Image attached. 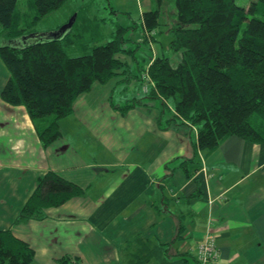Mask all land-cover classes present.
I'll return each instance as SVG.
<instances>
[{"label": "crops", "instance_id": "1", "mask_svg": "<svg viewBox=\"0 0 264 264\" xmlns=\"http://www.w3.org/2000/svg\"><path fill=\"white\" fill-rule=\"evenodd\" d=\"M115 1L117 13L139 24L153 9L165 19L164 2L175 0ZM8 78L0 57V229L30 243L33 264H130L136 254L148 255L143 264H169L180 254L198 258L208 230L220 251L214 264H264V142L230 135L200 150L199 168L187 177L178 165L194 153L190 128H162L156 108L122 114L111 102L116 77L82 93L61 121L62 136L44 147L26 107L2 98ZM49 170L85 194L47 208L43 219L15 223Z\"/></svg>", "mask_w": 264, "mask_h": 264}, {"label": "trees", "instance_id": "2", "mask_svg": "<svg viewBox=\"0 0 264 264\" xmlns=\"http://www.w3.org/2000/svg\"><path fill=\"white\" fill-rule=\"evenodd\" d=\"M31 1L37 11L32 21H36L71 0ZM89 2L71 9L76 18L67 33L46 39L24 38L35 31L32 24H22L19 0H0V57L9 71L1 96L10 104L26 107L44 147L62 136L61 121L73 113L82 93L96 82L106 84L120 76V68L127 64L120 54L134 52L132 58L139 61L136 51L159 36L160 11L153 9L141 15L139 24L134 19V24L117 23L110 39L99 41V34L88 33L90 28L94 30L91 24L100 25L98 16L82 18L91 13ZM111 10L117 14L113 6ZM173 10L167 49L180 53L177 64L163 47L157 49L152 62L144 60L134 72L129 69L131 79L119 82L130 85L137 81L141 88L148 85L147 92L127 97L124 104L115 102L112 94L111 102L122 114L136 106L157 107L158 121L165 129L189 126L194 153L178 166L191 177L200 165L199 151L215 149L230 135L264 142V0H175ZM138 28L140 41L133 32L127 35L129 29ZM71 50L78 52L71 54ZM169 104L175 113L167 117ZM253 115L258 116L254 121ZM85 192V187L49 170L39 177L14 222L43 219L47 208ZM35 254L30 243L11 228L0 229V264H33ZM147 258L136 254L129 263L143 264ZM59 261L68 263L64 258ZM169 264L200 262L192 254H180Z\"/></svg>", "mask_w": 264, "mask_h": 264}, {"label": "rangeland", "instance_id": "3", "mask_svg": "<svg viewBox=\"0 0 264 264\" xmlns=\"http://www.w3.org/2000/svg\"><path fill=\"white\" fill-rule=\"evenodd\" d=\"M84 1L87 0H71L70 2H68L65 6H63L62 8L55 10L51 13H49L48 15L36 20V21H32V19L34 18V16L37 14V11L35 9V7L32 5V1L31 0H19V4H18V9L22 12L23 14V19H22V24L26 25V24H32V30H34L35 32H46V31H50V30H55L57 27L61 26L65 20L67 21L70 16H72L73 14L71 13V9H74L75 6H80L82 3H84ZM109 2H111V4L113 5L114 8L117 7V3L115 0H94V2H89L91 3V13H87L82 15V18L87 19V17H92V15H95L97 13V18L99 20H97L100 25L96 26L94 24H91L94 26V30L92 28H90V31H88V33L93 34L94 37L96 34H99L100 36V40L99 41H105V40H109L110 39V33H112L111 31H114V29L116 28V24L117 23H123V24H127V23H132L134 24L133 21H131V19H129L127 17V15H122L120 13H115L112 12L110 10V6H109ZM131 3H134V0H130ZM164 8H166L165 13V19L162 18L161 24L162 22H166L167 25L172 22L174 15H173V3L172 2H164ZM86 10V7H83ZM89 8V6H88ZM84 11V10H83ZM72 14V15H71ZM144 14V13H143ZM142 14V15H143ZM117 15V16H116ZM80 22V21H79ZM81 27V26H80ZM114 27V28H113ZM158 32V35L161 37L162 36V44L157 45L158 43L157 40H151L152 42L150 44H147L144 48L146 49H140L139 52L136 51L137 56L139 57V61L133 59L132 55H134V52L132 54V52H130L129 54L123 53L120 54L119 56L123 58V60L126 62L127 64L120 68L119 71H121L122 73H120V77L119 79H124L125 81H129L131 78L130 75V71L134 72L137 68H139L138 66H141L144 63V60H147V62H152L155 59V54L156 51L158 49V51H161L162 47L164 48V51H166V53L168 55H171V60L173 64H177V62L179 61L180 58V53H175L169 48V43L171 40V36H169V30L168 32L165 31V29L163 28V34L162 33V28L160 26V28L158 30H156ZM132 33L131 29H129V31H127V35L129 33ZM137 39L136 41H140V37L138 36V34L135 36ZM170 37V40H169ZM140 38V39H139ZM98 41V42H99ZM135 43H129V47H135L134 46ZM134 49V48H133ZM78 51H72L71 50V54H77ZM150 58V60H148L147 58ZM118 79V78H117ZM114 80H116L114 78ZM124 81L123 83H116V90L114 88V97H115V102L119 103V104H124L126 101V98L128 97H132L134 94L136 96L139 95H144L145 92H147L148 89V85H144L141 88V85L137 82V81H132L131 84L129 85V83H126ZM128 84V86L126 87V85ZM111 85H114L113 82H110L109 84V88ZM108 87V86H107ZM136 88V89H135ZM149 91V90H148ZM112 92V90H111ZM170 103V102H169ZM169 106L171 107L170 110H168V112L165 113V115L168 117H170L172 115V113H175L174 106L173 104H169ZM157 109V107H155ZM159 110V109H158ZM170 111V112H169ZM258 117L257 115H253L251 120L254 121V119ZM166 118V117H164ZM164 122V121H163ZM182 129L185 131L189 130V126L187 125H181Z\"/></svg>", "mask_w": 264, "mask_h": 264}, {"label": "built area", "instance_id": "4", "mask_svg": "<svg viewBox=\"0 0 264 264\" xmlns=\"http://www.w3.org/2000/svg\"><path fill=\"white\" fill-rule=\"evenodd\" d=\"M216 241L217 235L208 230L203 241L199 244L198 260L200 264H214L217 261L220 251Z\"/></svg>", "mask_w": 264, "mask_h": 264}, {"label": "water", "instance_id": "5", "mask_svg": "<svg viewBox=\"0 0 264 264\" xmlns=\"http://www.w3.org/2000/svg\"><path fill=\"white\" fill-rule=\"evenodd\" d=\"M75 18H76V14L72 15L70 20L68 22H66L65 24H63L58 29L50 30V31H46V32H34V33L29 34V35H26L24 38L35 37V36H37L39 38L44 36L46 39L60 38L61 36H63L65 33H67L71 29V27L75 21Z\"/></svg>", "mask_w": 264, "mask_h": 264}]
</instances>
